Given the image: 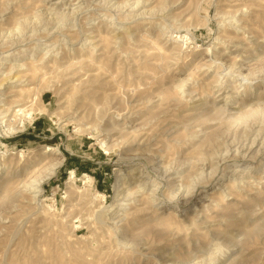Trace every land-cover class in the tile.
Listing matches in <instances>:
<instances>
[{
    "label": "rangeland",
    "instance_id": "rangeland-1",
    "mask_svg": "<svg viewBox=\"0 0 264 264\" xmlns=\"http://www.w3.org/2000/svg\"><path fill=\"white\" fill-rule=\"evenodd\" d=\"M0 63V264H264V0H0Z\"/></svg>",
    "mask_w": 264,
    "mask_h": 264
},
{
    "label": "bare ground",
    "instance_id": "bare-ground-1",
    "mask_svg": "<svg viewBox=\"0 0 264 264\" xmlns=\"http://www.w3.org/2000/svg\"><path fill=\"white\" fill-rule=\"evenodd\" d=\"M38 46V45H37ZM37 46H36V48H37ZM49 51V50H48ZM14 51L12 50V53L9 51V54L8 55H6L5 53H4V55H6V57H11V56H16V55H18V56H16V58H18V57H20L21 55V53L23 54V55H25L26 53V49H23V50H20V51H17L16 53L14 52ZM25 53V54H24ZM46 54V53H45ZM3 55V54H2ZM20 55V56H19ZM13 58V57H12ZM15 58V59H16ZM43 58H44V56H43ZM4 59V58H3ZM7 59V58H6ZM9 60V59H8ZM1 64V63H0ZM24 64H19L18 66L16 65V67H19V68H21L22 66H23ZM15 68V66H12L10 69H9V71L12 69V68ZM18 69V68H17ZM12 71H14V69L12 70ZM19 70H17V72H18ZM9 73V72H8ZM10 73H11V71H10ZM14 76H16L15 78V80H16V82H17V80H20V79H22L21 78V76L20 75H17L16 73H14V75H10L9 77H7L6 76V78H8V79H6V80H10V79H12V78H14ZM23 80V79H22ZM5 82V81H4ZM4 82H2V80H1V82H0V90L2 89V83H4ZM8 82V81H7ZM10 82V81H9ZM11 83V82H10ZM14 83V82H13ZM28 84V83H27ZM4 85V84H3ZM2 92V91H1ZM3 95V98H1V96ZM4 97H5V94L4 93H0V98L2 99V101H3V99H4ZM33 101V100H32ZM17 104H14V106H12V112H15V113H17V115H22V117L24 116L25 117V115L27 114V110L28 109H26V108H24V107H19V106H22L23 105V103L22 102H16ZM14 107V108H13ZM5 110H0V118H2V119H5V117L7 116L6 115V113L4 112ZM32 111L30 112V115H32ZM38 113H42V109L40 110V111H38ZM5 114V115H4ZM1 119V120H2ZM7 121V120H6ZM5 121V122H6ZM4 122V121H3ZM5 122H4V124H5ZM8 122V121H7ZM7 122H6V125H7ZM11 123V122H10ZM9 122H8V125L6 126L7 128H6V130L7 131H15L16 129L13 127V126H11V124H10ZM51 150H57V148H54V147H51V146H49V147H47V149L45 150V151H51ZM250 150H251V148H250ZM260 150V149H259ZM57 151H55V153H56ZM61 164V160L59 161H57V162H55V163H53L52 164V169L50 170L51 172H50V174H54L55 173V169L59 166ZM71 175L73 176L74 175V173L73 172H71ZM39 180H41V179H39ZM85 186H88L89 188H85V189H87V190H89L90 189V187L92 186V183H93V177L91 176V175H87L86 176V179H85ZM39 184H41L40 182H39ZM38 185V184H37ZM40 187V185H38V187L37 188H34V195H33V199H35L36 200V202L37 203H41V202H43V200L44 199H42L41 198V188H39ZM32 191V192H33ZM81 191V190H80ZM96 192V191H95ZM94 192V193H95ZM93 194V193H92ZM99 197H102V199L105 197L104 196V194H101L100 192H97V193H95V194H93V199H94V201L95 200H98L99 199ZM117 197H119V195H117ZM42 204V203H41ZM41 204L39 205L40 207H42L41 206ZM121 204V203H120ZM123 204V203H122ZM102 205V203L100 204V205H98L99 207H100V209H104V208H106L107 206L106 205H104V206H101ZM116 205V204H115ZM120 206V205H119ZM96 211H99V210H96ZM95 212V211H94ZM100 215V214H99ZM98 215V216H99Z\"/></svg>",
    "mask_w": 264,
    "mask_h": 264
}]
</instances>
